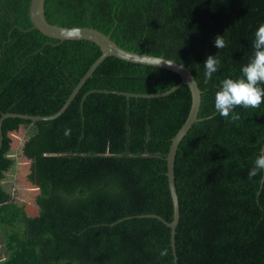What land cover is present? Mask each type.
Returning a JSON list of instances; mask_svg holds the SVG:
<instances>
[{
	"label": "trees",
	"instance_id": "1",
	"mask_svg": "<svg viewBox=\"0 0 264 264\" xmlns=\"http://www.w3.org/2000/svg\"><path fill=\"white\" fill-rule=\"evenodd\" d=\"M28 3L0 0V111L47 114L100 49L41 33ZM43 12L49 22L92 26L124 48L182 62L200 89L203 117L173 157L175 260L168 225L138 214L171 219L164 156L187 114L189 88L154 96L101 89L162 91L177 72L109 54L55 116L2 117L0 178L12 162L8 132L29 125L21 151L37 210L28 214L0 184V264H264V170L248 176L264 139V103L237 106L234 122L215 109L221 81L240 77L253 55L264 0H43ZM216 35L225 48L214 46ZM208 55L220 66L205 82Z\"/></svg>",
	"mask_w": 264,
	"mask_h": 264
},
{
	"label": "water",
	"instance_id": "2",
	"mask_svg": "<svg viewBox=\"0 0 264 264\" xmlns=\"http://www.w3.org/2000/svg\"><path fill=\"white\" fill-rule=\"evenodd\" d=\"M28 16L31 22V26L38 29L41 33L54 37L57 39H88L96 43L100 49V53L94 58V60L88 65V67L84 70V72L79 76L75 84L72 86L70 92L65 97L63 103L58 107L57 110L47 114H40V113H26V112H13V111H0V122L2 117L4 116H19L22 118L28 119H42V118H51L55 116L57 113L62 111V109L66 106V104L70 101L72 96L75 94L79 86L82 84L84 79L91 73L93 68L99 63V61L106 55H114L124 60L132 61V62H139L145 64H152L159 67H164L170 70H173L178 73L179 79L173 83L168 88L162 91L156 92H133V91H126V90H117V89H106L102 88L103 91H112L116 93H121L125 95H133V96H154V95H163L181 84H187L189 91H190V104L187 111V114L174 132V134L169 139V145L164 156L165 158V175H166V183L167 188L171 200V219L165 220L160 215L149 212V213H140L139 216L143 215H152L160 218L166 225L169 227V243L171 246V252L173 255V260H175L174 254V242H173V234H174V226L177 221L178 217V206H177V197L173 182V157L176 145L182 135L186 132L187 128L190 124L196 120L201 119L203 116H197V108L199 104V92L200 89L197 86L196 80L192 76L190 70L182 63L178 62L171 58H166L161 55H155L147 53L146 51H133L127 48H124L118 45L114 40L109 37V33H104L92 26L86 25H60L56 23L49 22L44 17L43 12V0H29L28 3ZM173 62V63H172ZM172 63L171 65H169ZM94 88L88 89L93 90ZM1 138V134H0ZM264 139L262 142L263 147ZM260 148V149H261Z\"/></svg>",
	"mask_w": 264,
	"mask_h": 264
},
{
	"label": "clouds",
	"instance_id": "3",
	"mask_svg": "<svg viewBox=\"0 0 264 264\" xmlns=\"http://www.w3.org/2000/svg\"><path fill=\"white\" fill-rule=\"evenodd\" d=\"M254 37L253 55L249 62L241 67L242 75L238 78L223 79L219 89L215 92V109L221 117L229 119L230 122L240 119L239 114L233 111L237 106L258 108L264 103V87L260 86L264 84V23L258 26ZM214 46L217 49L227 46L223 35L214 37ZM203 64L205 82H207L218 71L220 60L217 55H208ZM70 135L71 129L66 128L64 136L69 137ZM260 170H264V147L255 157L253 167L248 172L249 178L256 176ZM159 255L167 256L168 249H161Z\"/></svg>",
	"mask_w": 264,
	"mask_h": 264
},
{
	"label": "rangeland",
	"instance_id": "4",
	"mask_svg": "<svg viewBox=\"0 0 264 264\" xmlns=\"http://www.w3.org/2000/svg\"><path fill=\"white\" fill-rule=\"evenodd\" d=\"M29 125H19L16 130L9 131L11 137L8 154L12 159L8 168L3 171L0 184L7 190L10 197L17 203H21L28 214H34L37 206L34 202V194L37 188L26 179L30 159L21 151V143L29 131Z\"/></svg>",
	"mask_w": 264,
	"mask_h": 264
}]
</instances>
